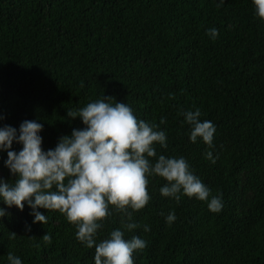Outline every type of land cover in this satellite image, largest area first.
I'll return each mask as SVG.
<instances>
[{"label": "trees", "instance_id": "obj_1", "mask_svg": "<svg viewBox=\"0 0 264 264\" xmlns=\"http://www.w3.org/2000/svg\"><path fill=\"white\" fill-rule=\"evenodd\" d=\"M104 96L158 125L167 148L155 145L157 156L185 158L223 207L213 213L183 195L177 203L160 194L165 180L150 177L148 205L132 221L112 211L97 243L120 229L146 242L134 264H264V21L253 0H0V126L42 124L48 151L84 127L67 111ZM195 109L215 126L212 149L190 141L180 112ZM6 161L0 152V180L13 184ZM0 208V264L10 252L22 264H95V249L59 212L37 209L41 224L27 204ZM129 222L139 227L128 231Z\"/></svg>", "mask_w": 264, "mask_h": 264}, {"label": "clouds", "instance_id": "obj_2", "mask_svg": "<svg viewBox=\"0 0 264 264\" xmlns=\"http://www.w3.org/2000/svg\"><path fill=\"white\" fill-rule=\"evenodd\" d=\"M223 3L225 0H220ZM253 4L256 16L264 21V0H253ZM207 35L215 39L218 32L212 28ZM114 100L104 96L79 110L67 111V117L80 118L84 127L73 129L70 136L61 137L56 147L48 151L42 148L39 135L42 124L25 120L19 133L11 126H0V152H7L5 166L16 177L13 184L0 180V200L8 208L15 206L21 212L27 204L32 209L34 223H47V216L37 209L59 212L76 228V238L87 248L95 249V264H134L133 254L147 246L143 239L138 236L125 239L120 229L111 231L99 243L96 237L112 211L132 221V213L148 205L150 177L165 180L167 183L160 188V194L177 203L182 195L196 198L207 202L213 213H219L223 204L220 196H213L194 175L185 158L157 156L155 145L167 148L166 133L157 130L158 125L138 119L130 106L116 100L113 103ZM180 114L191 126L190 141L195 144L200 138L212 149L214 124L201 121L199 109ZM165 123L162 118L160 124ZM14 141L22 145L19 152L12 150ZM205 158L216 162L211 150L205 153ZM5 215V210L0 208V218ZM166 220L173 223L174 212ZM124 227L132 231L139 225L129 222ZM149 230L144 227L145 232ZM15 236L12 233V238ZM42 240L50 244L51 236L46 234ZM8 260L10 264H22L11 252Z\"/></svg>", "mask_w": 264, "mask_h": 264}]
</instances>
